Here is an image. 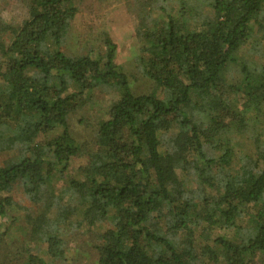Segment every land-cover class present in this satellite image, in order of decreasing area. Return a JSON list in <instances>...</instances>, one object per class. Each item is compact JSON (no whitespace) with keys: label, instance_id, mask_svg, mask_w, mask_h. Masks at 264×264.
Wrapping results in <instances>:
<instances>
[{"label":"trees","instance_id":"obj_1","mask_svg":"<svg viewBox=\"0 0 264 264\" xmlns=\"http://www.w3.org/2000/svg\"><path fill=\"white\" fill-rule=\"evenodd\" d=\"M82 1L28 0L19 25L0 20V251L21 224L36 247L12 264L65 262L77 234H92L95 264H254L264 253V0L132 1L137 74L115 63L107 35L67 51ZM95 91L113 98L68 175L82 149L71 116Z\"/></svg>","mask_w":264,"mask_h":264},{"label":"rangeland","instance_id":"obj_2","mask_svg":"<svg viewBox=\"0 0 264 264\" xmlns=\"http://www.w3.org/2000/svg\"><path fill=\"white\" fill-rule=\"evenodd\" d=\"M132 1L134 0H83L77 2L75 6L78 11L72 22L70 37L66 43L67 51L72 49L80 53L84 47L97 48L101 46L103 36L107 35L116 45L115 63L127 73L137 74L134 61L138 56L139 45L134 38L133 29L136 25V19L131 8H134ZM27 6L28 0L6 1L5 4L0 6V20L5 24L19 25L27 18ZM144 83L145 81L138 82L135 91L145 90L146 85ZM112 98V93L95 91L84 109L78 113L80 117L78 114L71 116L70 128L76 139H78L77 141L83 146L81 145L82 149L79 156L71 159L68 175L77 173L79 167L85 164L86 160L83 155V151L86 149V144L83 142L86 136L85 133L94 125L97 118L105 113ZM84 122H87L88 125L86 126ZM238 140L243 143L246 150L251 148L244 138L238 137ZM12 195L20 205L28 206L27 201L23 199L20 192L15 191ZM18 217L22 218V214ZM72 220H79V215L74 216ZM20 225L15 224L9 231L7 238H5L0 251V264H12L8 262L12 260V257H8L10 254H14L17 258L23 249L36 247L26 237L28 235L26 231L19 228ZM82 234H85V232ZM91 236L92 234L90 236L86 234L79 236L77 234L74 244L70 246L65 255V262H56L55 264H95L93 251L91 250ZM40 254L44 256L42 251ZM254 264H264V253L257 256Z\"/></svg>","mask_w":264,"mask_h":264}]
</instances>
